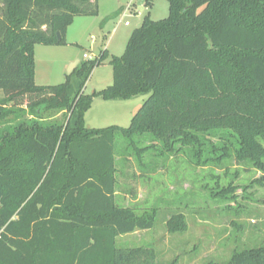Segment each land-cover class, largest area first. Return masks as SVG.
<instances>
[{
  "label": "trees",
  "instance_id": "obj_1",
  "mask_svg": "<svg viewBox=\"0 0 264 264\" xmlns=\"http://www.w3.org/2000/svg\"><path fill=\"white\" fill-rule=\"evenodd\" d=\"M167 1L169 16H147L110 59L112 85L89 95L108 51L37 85L35 47L67 44L98 0H0V264H156L152 248L117 246L156 219L117 204L119 136L140 158L183 152L207 167L234 155L264 173V0ZM139 96L128 128L86 126L94 98ZM168 227L185 231L184 216ZM227 264H264V246Z\"/></svg>",
  "mask_w": 264,
  "mask_h": 264
},
{
  "label": "rangeland",
  "instance_id": "obj_2",
  "mask_svg": "<svg viewBox=\"0 0 264 264\" xmlns=\"http://www.w3.org/2000/svg\"><path fill=\"white\" fill-rule=\"evenodd\" d=\"M149 2L98 0V15L76 17L68 28L67 44L37 45L36 84H62L83 60L95 59L106 50L109 58L95 68L85 91L90 95L112 85L110 59L124 54L130 36L147 16L153 21L169 16L167 0ZM147 98L105 101L96 97L86 114V126L128 128ZM116 153L118 206L133 208L140 215L156 211L155 226L118 237L119 248H152L156 264H227L236 252L264 246L262 171L239 163L234 155L228 162L207 167L192 165L183 152L162 157L151 150L140 158L122 136ZM177 215L184 216L187 229L171 233L168 224Z\"/></svg>",
  "mask_w": 264,
  "mask_h": 264
},
{
  "label": "crops",
  "instance_id": "obj_3",
  "mask_svg": "<svg viewBox=\"0 0 264 264\" xmlns=\"http://www.w3.org/2000/svg\"><path fill=\"white\" fill-rule=\"evenodd\" d=\"M68 31V30H67ZM37 47V46H36ZM36 47H35V57H36ZM85 59H87V58H85ZM83 61H85V60H83ZM82 61V62H83ZM35 62H36V58H35ZM81 62V63H82ZM35 78H36V71H35ZM2 99V98H1ZM128 101H130V100H128ZM86 117V116H85ZM85 122H86V120H85ZM117 195H118V190H117ZM117 195H116V198H117Z\"/></svg>",
  "mask_w": 264,
  "mask_h": 264
},
{
  "label": "water",
  "instance_id": "obj_4",
  "mask_svg": "<svg viewBox=\"0 0 264 264\" xmlns=\"http://www.w3.org/2000/svg\"><path fill=\"white\" fill-rule=\"evenodd\" d=\"M57 36H58V40L62 39V36H61V34L59 32L57 33Z\"/></svg>",
  "mask_w": 264,
  "mask_h": 264
},
{
  "label": "built area",
  "instance_id": "obj_5",
  "mask_svg": "<svg viewBox=\"0 0 264 264\" xmlns=\"http://www.w3.org/2000/svg\"><path fill=\"white\" fill-rule=\"evenodd\" d=\"M125 25H126V26H129V25H130V23H129V22H125Z\"/></svg>",
  "mask_w": 264,
  "mask_h": 264
}]
</instances>
